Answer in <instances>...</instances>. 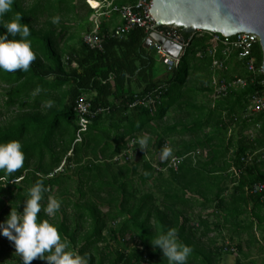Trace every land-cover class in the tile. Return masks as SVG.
Here are the masks:
<instances>
[{
    "label": "trees",
    "instance_id": "1",
    "mask_svg": "<svg viewBox=\"0 0 264 264\" xmlns=\"http://www.w3.org/2000/svg\"><path fill=\"white\" fill-rule=\"evenodd\" d=\"M135 1L110 0L117 6L132 5ZM76 12L73 0H15L3 17L6 23L17 14L23 16L21 23L31 30L27 39L37 58L26 72L0 70L3 108L17 107L9 121L0 122V143L18 140L25 153L24 166L12 176L0 171V221L11 207L15 210L20 203L22 211L28 189L42 180L47 189L42 207L50 196L61 200V207L51 216L42 211L40 218L59 229L68 243L66 250L88 254L90 264H168L162 250L153 249L151 239L173 227L179 232L180 242L193 248L186 264H217L222 248L215 247V240L210 249L198 244L195 231L200 225V235L204 237L220 226L249 237L252 228L264 230V211L258 204L264 193L248 194L251 185L264 182V118L252 114L253 119L240 121L236 116L247 109L249 96L262 87L250 85L218 98L213 95L210 80L204 79L202 85H209L213 102L205 108L195 105V91L186 83L193 72L211 67L206 51L202 58L198 57L206 50V37H193L179 67L161 81L154 79L156 54L144 47L146 34L139 28L123 38H106L101 51L81 43L77 49L67 47L65 53L63 48L76 36L70 31L69 18ZM54 16L60 17L58 23L52 22ZM44 17L47 19L42 22ZM100 29L101 34L108 32L104 23ZM177 30L185 39L191 36ZM4 31L0 27V34ZM254 56L257 66H262L260 47L255 49ZM236 66L234 63L233 67ZM220 73L222 79L232 78L226 77L227 72ZM158 90H163L159 105L130 107L135 96L154 95ZM80 96L87 97L92 112L102 111L90 118L82 141L74 144L78 130L75 107ZM42 104H47L44 113ZM174 107H184L197 115L189 114L184 125L175 123L160 128L159 124ZM238 122L239 138L235 142L233 136L225 140L224 133ZM259 123L262 124L254 138L243 135ZM144 135L150 137L148 146L160 152L165 140L189 136V140L173 144L178 150L172 156H187L177 172L168 171L164 178L162 172L155 171L154 166L164 162L145 158L138 145V139ZM258 150L260 153L253 160L242 162ZM133 151L137 159L130 161ZM191 154L198 159L193 160ZM122 156L126 161L119 164ZM115 158L118 160L114 161ZM61 164L62 171L54 172ZM234 171L238 172L234 193L225 195ZM158 181L161 198L157 204L151 192L140 193L138 188ZM208 210L211 212L202 217L200 213ZM194 211L198 222L191 224L188 215ZM247 214L248 222L239 224L240 217ZM105 233L118 245L129 241L135 247L106 253L100 247ZM8 256L23 264L11 242L0 235V259ZM31 264L47 262L34 259Z\"/></svg>",
    "mask_w": 264,
    "mask_h": 264
},
{
    "label": "built area",
    "instance_id": "2",
    "mask_svg": "<svg viewBox=\"0 0 264 264\" xmlns=\"http://www.w3.org/2000/svg\"><path fill=\"white\" fill-rule=\"evenodd\" d=\"M95 1V0H94ZM96 8L90 4V0H86L89 9L95 16L94 26L92 30L86 33L82 42L92 50L101 51L106 38H123L126 34L135 28L142 29L146 34V41L151 39L150 49L156 54V60L160 63L166 73L170 74L180 65L181 58L184 56L193 37L207 38L206 50L198 53V57L202 58L205 51L208 57L211 58V68L226 72L229 69L231 62L237 63L240 66L246 77L236 76L231 79H220L214 86L213 95L215 97H224L232 90L245 89L250 85L262 87L254 91L248 98V106L246 111L251 114H261L264 118V76L262 66H257L254 56V51L260 47V40L256 34L239 33L233 36L225 37L221 34L195 31L188 39L182 38L178 32L169 26L155 27V21L150 15L149 10L152 8V0H136L132 5L117 6L113 5L109 0L95 1ZM115 14L119 24L107 33H100V20L102 17L109 18ZM161 39V43L155 38ZM169 42L179 48V53L176 57L168 54L163 50V44ZM233 63V64H234ZM163 96V90H158L155 94H148L142 97L135 96L130 107L135 108L142 106L144 108H152L154 105H159ZM75 111L78 115V130L75 135L74 144L82 141V136L86 132L90 123V118H93L101 109L96 112L91 111V104L87 101L86 96H80L76 103ZM236 121V118L234 119ZM131 145H133L131 143ZM192 157L194 154H191ZM187 156H171L168 158L164 166H154L156 172L173 171L177 172L180 164ZM118 160L115 158L114 161ZM193 160L194 157H193ZM242 162H249L247 155L242 159ZM264 193V182H257L248 188V194L258 196ZM226 250V248H225Z\"/></svg>",
    "mask_w": 264,
    "mask_h": 264
},
{
    "label": "clouds",
    "instance_id": "3",
    "mask_svg": "<svg viewBox=\"0 0 264 264\" xmlns=\"http://www.w3.org/2000/svg\"><path fill=\"white\" fill-rule=\"evenodd\" d=\"M14 2L15 0H0V27L6 30L0 34V70L26 72L37 58L31 41L27 39L31 30L26 23H21L23 16L20 14L11 21H3L4 15L12 9ZM59 20V16L52 18L53 23H58ZM17 35L20 39L9 38ZM149 139L148 135L138 139L142 151L146 150ZM172 154L173 149L164 145L160 159L166 161ZM24 162L25 153L20 141L0 143V171L12 176L24 166ZM46 191L43 181L37 180L22 201L23 210H19L21 203L15 210L11 207L5 219L0 221V235L11 242L23 264H31L34 259L46 261L47 264H90L91 257L88 254L66 250L69 246L62 239L59 229L48 220L40 218L42 211L51 216L61 207V200L55 197H48L46 206L42 207L41 202L45 199ZM151 244L154 250L157 247L162 250L168 264H186L193 252L192 246L180 242L179 232L174 227L151 239Z\"/></svg>",
    "mask_w": 264,
    "mask_h": 264
},
{
    "label": "rangeland",
    "instance_id": "4",
    "mask_svg": "<svg viewBox=\"0 0 264 264\" xmlns=\"http://www.w3.org/2000/svg\"><path fill=\"white\" fill-rule=\"evenodd\" d=\"M27 1L28 3H30L33 0H27ZM73 5L77 8V12L74 16L69 17L70 23L72 25V28L70 31L71 33L74 32L76 36L72 40L67 42L66 48H63L65 53L67 51V47L69 46L70 47L72 46L75 49L79 48L80 44L83 43L82 42L83 36L92 30L94 26V21H95V16L92 14V12H89V6L86 3V0H73ZM46 19L47 18L44 17L41 19V21L44 22ZM113 22L115 21H110L108 24L112 25ZM233 63L234 62H231L228 71H226L227 72L226 77H232V78L236 76L246 77L244 70L240 66H236L234 68ZM197 64L200 65V63H197ZM222 77H223V73H220L219 71H216L212 69L211 67L209 69L207 68L204 71L193 72L190 75L186 83V86L195 91V94L193 97L194 104L197 106H202L204 108L205 106L209 107L213 102V97H212V93L209 92L210 89H208V86L210 85L212 87V90H214V86L220 79H222ZM204 79L210 80L209 85H205V86L202 85ZM3 87H4V84L0 82V122L6 123L15 115L17 111V107H12L8 110L3 108ZM200 88L204 89L205 91L198 92ZM45 105L47 104H42L41 106L42 113H44L47 109ZM189 114H191L192 116L197 115V113H189L187 109H185L184 107L182 108L174 107L171 110H169V112H167L165 118L159 124V126L160 128H165L166 126H171L172 124H175V123L179 124L180 126L184 125L186 124L187 119L188 120L190 119V117L188 118ZM236 116L239 117L240 121L244 119L246 120L249 118L253 119L255 117L250 112H247L245 109L243 111H240ZM239 122L236 123V125L230 126L227 129L226 133H224L225 140H228L231 136H233L232 138H234L233 141L235 142L239 138L238 132H239L240 124H241ZM261 124L262 123H259L257 126H253L249 128L248 130H245L243 135H247L249 138H254L257 135L258 131L260 130ZM209 130L210 129L206 130V132ZM180 140L187 141L189 140V136L188 135L183 136V137L175 136L170 140H165L164 145L167 144L168 146H170L174 152L175 150H178V147L174 146L173 144H180ZM130 147H132L131 144H130ZM144 152H145V158L150 162L157 161L158 159L161 160L160 151H157V149L151 145L147 146ZM259 153H260V150L255 151L252 154H249L248 155L249 161L253 160L254 157ZM68 155H70V153ZM124 158L126 157L125 156L119 157L118 163L122 164L123 162H125L126 160H123ZM194 158L198 159L196 156H194ZM136 159H137L136 151H133V153L131 154L130 161L132 160L135 161ZM166 161L163 160L164 164L166 163ZM164 164L162 166H164ZM62 166L63 164H61L60 167L54 172L62 171ZM162 173L164 174V178H165L169 172L165 170ZM232 174L233 175L231 179L227 183L228 191L226 192L225 195H230L234 193V190L236 187L235 186L236 183L234 182V180L236 181L238 172L234 171L232 172ZM149 184H150L149 186L139 187L138 190L140 191V193L151 192L154 195L155 199L157 200V204H158V200L161 198V194L158 191V187L161 184L159 181L150 182ZM253 204H255L254 201H253ZM258 204L260 205V210L264 211V195L258 200ZM195 212L196 211L188 215V217H190L191 224H195V222H198L197 217L195 216L196 214ZM209 212L211 211L210 210L203 211L200 214L202 217H205V214ZM248 220L249 218L247 214V215L240 217L238 222L239 224H246ZM109 226H112V225H109ZM201 230L202 228L200 225L195 231L197 242L200 246H202L205 249H210L211 241L215 240V247L222 248V252L220 253L221 256L217 264H264V230L262 229L255 230L252 228L251 237H249V235L246 233L238 234L235 232V230L230 229L229 227L220 226L214 229L213 233L210 234L208 237L201 236L200 235ZM105 234H106L105 242H103L100 245V247L104 249L106 253H108L110 250L129 251L135 247V243H131L129 241L123 242L120 245H118L112 240L109 233H105ZM0 261H3V264L17 263L16 258H11L9 256L0 259Z\"/></svg>",
    "mask_w": 264,
    "mask_h": 264
},
{
    "label": "water",
    "instance_id": "5",
    "mask_svg": "<svg viewBox=\"0 0 264 264\" xmlns=\"http://www.w3.org/2000/svg\"><path fill=\"white\" fill-rule=\"evenodd\" d=\"M150 15L155 27L169 26L182 34L204 31L221 34L225 37L239 33L256 34L262 51L264 73V0H152ZM161 43V39L156 37ZM151 39L144 47L150 48ZM163 50L176 57L179 48L169 42Z\"/></svg>",
    "mask_w": 264,
    "mask_h": 264
},
{
    "label": "crops",
    "instance_id": "6",
    "mask_svg": "<svg viewBox=\"0 0 264 264\" xmlns=\"http://www.w3.org/2000/svg\"><path fill=\"white\" fill-rule=\"evenodd\" d=\"M110 21H115V22H113L112 25H109L108 23ZM101 23L106 24L108 26V30H112L113 28H115L119 24V21H118V18H116L115 16H113L112 18L111 17H109V18L102 17L100 20V24ZM166 78H167V73L165 72L164 67L160 63L156 62L154 65V79L161 81V80H164Z\"/></svg>",
    "mask_w": 264,
    "mask_h": 264
},
{
    "label": "bare ground",
    "instance_id": "7",
    "mask_svg": "<svg viewBox=\"0 0 264 264\" xmlns=\"http://www.w3.org/2000/svg\"><path fill=\"white\" fill-rule=\"evenodd\" d=\"M90 4L93 6V8H96V2L94 0H90Z\"/></svg>",
    "mask_w": 264,
    "mask_h": 264
}]
</instances>
